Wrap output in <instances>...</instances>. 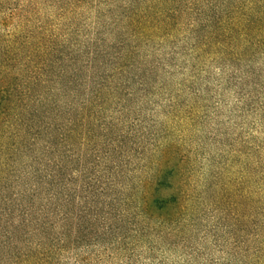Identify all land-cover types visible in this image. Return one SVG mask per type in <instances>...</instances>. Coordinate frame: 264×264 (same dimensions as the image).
<instances>
[{
  "label": "trees",
  "instance_id": "trees-1",
  "mask_svg": "<svg viewBox=\"0 0 264 264\" xmlns=\"http://www.w3.org/2000/svg\"><path fill=\"white\" fill-rule=\"evenodd\" d=\"M45 1L64 29L0 0V254L101 264L194 201L184 137L222 117L197 93L264 151V0Z\"/></svg>",
  "mask_w": 264,
  "mask_h": 264
},
{
  "label": "rangeland",
  "instance_id": "rangeland-1",
  "mask_svg": "<svg viewBox=\"0 0 264 264\" xmlns=\"http://www.w3.org/2000/svg\"><path fill=\"white\" fill-rule=\"evenodd\" d=\"M28 1L19 0V4ZM34 1L39 2L37 12L50 19L52 26L62 30L69 24L52 2ZM196 95L198 107L204 110L213 101H222L218 109L222 117L219 129L210 124L184 137L183 149L194 161V201L183 208L184 215L152 222L145 236L133 239L129 251L114 253L112 260L105 254L101 264H264V151L235 150L244 131L234 127L240 120L228 123L229 108L223 107L227 101L231 106L233 95L214 89L208 95ZM226 128L227 135L221 136ZM204 137L216 144L200 142ZM85 251L53 255V260L81 264ZM97 259L92 255L85 264H99ZM0 264H9L1 254Z\"/></svg>",
  "mask_w": 264,
  "mask_h": 264
}]
</instances>
